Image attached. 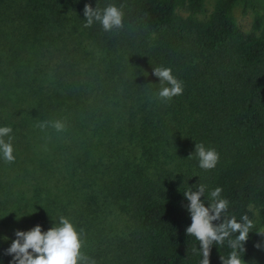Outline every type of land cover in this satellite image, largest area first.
<instances>
[{
  "label": "trees",
  "instance_id": "trees-1",
  "mask_svg": "<svg viewBox=\"0 0 264 264\" xmlns=\"http://www.w3.org/2000/svg\"><path fill=\"white\" fill-rule=\"evenodd\" d=\"M85 3L116 4L124 26L84 27ZM239 3L257 9L250 0H214L209 11L205 0H0V126L13 130L15 157L0 160L2 264L14 230L43 231L60 216L96 264H199L183 197L196 183L207 186L205 203L219 186L225 215L253 221L241 258L251 256L264 227V16L238 28ZM152 66L170 67L182 94L157 99ZM54 120L63 131L40 127ZM195 143L217 151L215 168L198 167ZM112 206L126 233L107 235ZM229 251L212 245L209 264ZM247 264H264V245Z\"/></svg>",
  "mask_w": 264,
  "mask_h": 264
},
{
  "label": "clouds",
  "instance_id": "clouds-1",
  "mask_svg": "<svg viewBox=\"0 0 264 264\" xmlns=\"http://www.w3.org/2000/svg\"><path fill=\"white\" fill-rule=\"evenodd\" d=\"M83 17V26L86 28L99 24L102 30L111 32L124 26V13L114 3H108L103 8L91 7L85 3ZM151 74L158 78L157 83L160 85L155 93L157 99L168 101L182 94V81L172 74L170 67L152 66ZM40 127H51L60 132L65 124L62 120L44 121ZM12 131L11 126H0V160L5 162L15 159ZM194 151L200 169L210 170L216 167L219 154L214 148L195 143ZM206 187L205 184L196 183L183 192L186 200L184 207L190 219L185 232L198 241V247H194L193 252H199V264H209L211 246H223L226 242L230 251L226 256H221L222 264H244L241 258L243 243L253 229V221L247 214H242L239 219L225 215L229 201L221 196L222 189L219 186L208 191V202L205 203L202 198ZM7 239V236L0 235V240ZM82 246V231H78L69 219L60 216L51 227L43 231L39 224L27 230H14V238L4 249V254L11 256L8 264H96L94 258L81 251ZM256 247L261 245L257 244Z\"/></svg>",
  "mask_w": 264,
  "mask_h": 264
},
{
  "label": "rangeland",
  "instance_id": "rangeland-1",
  "mask_svg": "<svg viewBox=\"0 0 264 264\" xmlns=\"http://www.w3.org/2000/svg\"><path fill=\"white\" fill-rule=\"evenodd\" d=\"M214 0H205L206 10L209 11L212 7ZM251 4L255 5L257 9H253L250 4L244 5L242 3L237 4L233 9V16L238 28L249 31L253 18L256 15L264 16V0H250ZM70 26L74 25L72 21L68 22ZM152 39H156V35H152ZM77 40V39H74ZM80 40H89L86 36H81ZM84 44H88L87 41H84ZM90 47V45L88 44ZM136 75V74H135ZM134 78V76H133ZM111 213L107 215V224L109 226V231L107 235L119 233L123 230L124 233L128 231V226L130 222L126 215L123 214L119 206H112L110 209ZM261 231H264V227ZM122 232V233H123ZM257 244H260L261 247H256ZM264 245V233H260L258 236L254 237L252 240V254L243 262L247 264L248 262L257 261L261 258V250Z\"/></svg>",
  "mask_w": 264,
  "mask_h": 264
}]
</instances>
